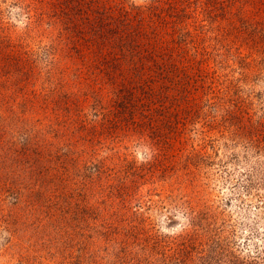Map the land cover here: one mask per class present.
<instances>
[{
  "label": "rangeland",
  "instance_id": "rangeland-1",
  "mask_svg": "<svg viewBox=\"0 0 264 264\" xmlns=\"http://www.w3.org/2000/svg\"><path fill=\"white\" fill-rule=\"evenodd\" d=\"M264 0H0V264H264Z\"/></svg>",
  "mask_w": 264,
  "mask_h": 264
},
{
  "label": "trees",
  "instance_id": "trees-1",
  "mask_svg": "<svg viewBox=\"0 0 264 264\" xmlns=\"http://www.w3.org/2000/svg\"><path fill=\"white\" fill-rule=\"evenodd\" d=\"M257 148H258V152L260 154H263L264 155V141L259 142V145H258Z\"/></svg>",
  "mask_w": 264,
  "mask_h": 264
}]
</instances>
